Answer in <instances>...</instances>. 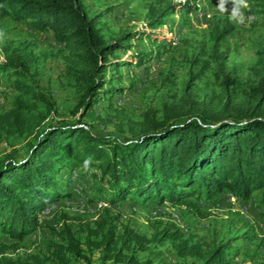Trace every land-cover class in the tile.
<instances>
[{"label": "trees", "instance_id": "16d2710c", "mask_svg": "<svg viewBox=\"0 0 264 264\" xmlns=\"http://www.w3.org/2000/svg\"><path fill=\"white\" fill-rule=\"evenodd\" d=\"M249 1L264 15V0ZM195 9L188 1L166 8L150 5L147 28L106 36L102 19L108 9L90 11L86 0H0L3 15L26 21L37 31H51L54 41L74 58V108L79 112L75 122L55 121L56 99L30 73L33 53L4 51L0 71L12 78L16 95L10 108L0 112V138L9 139L12 146L23 138L31 140L23 151L12 148L0 159V264H32L15 253L42 227V213L48 209L59 236L47 258L50 264H70L69 255L81 256L82 245L98 249L102 263L144 264L137 252L152 241H169L187 264H231L236 237L193 240L176 224L167 223L149 238L117 222L119 217L106 206L93 224H85L81 237L69 222L80 217L64 210L74 197L73 186L88 178L92 184L84 195L89 205L98 200L110 206L170 203L188 214H201L202 199L216 202L226 192L248 200L259 192L257 206L264 217V48L251 67V82L225 72L224 55L217 47L235 31L229 18L217 19L209 33L219 93L200 96L193 90L194 82L210 68L208 60L194 56L180 93L158 106L147 105L135 127H128V137L96 133L84 120L101 97L108 106L116 105L125 90L113 84L122 79L121 68H138L160 56L165 44L158 42L154 29L167 23V15L179 11L185 20ZM146 39L151 47L139 50L136 43ZM102 122L125 132L124 118L115 121L108 115ZM30 257L34 264H46L37 255Z\"/></svg>", "mask_w": 264, "mask_h": 264}, {"label": "rangeland", "instance_id": "374dc122", "mask_svg": "<svg viewBox=\"0 0 264 264\" xmlns=\"http://www.w3.org/2000/svg\"><path fill=\"white\" fill-rule=\"evenodd\" d=\"M196 9L184 20V15L175 11L167 15V23L154 29L159 41L165 44L159 57L138 68H121L122 79L114 81L115 86H124V93L118 95L116 105L108 106L106 98H100L85 116V122L99 134H114L120 138L129 136V126L135 127L140 120V114L147 105L158 106L162 99L178 94L183 89L189 69V61L195 56L199 60H208L210 68L194 82L193 90L200 96L219 93V85L213 74L215 62L210 56L212 40L210 29L220 18H229L217 10L218 0H183ZM177 0H86L90 11L97 8L108 9L102 21L105 22L104 34H115L120 30H135L146 27L149 6L166 8L170 4H180ZM249 8L244 9L246 22L236 23L235 31L218 47L217 52L224 55V71L236 80L249 81L254 79L251 67L255 66L259 51L264 48V15L260 8L247 0ZM230 10V9H229ZM0 61L4 51L11 48L27 49L33 53L34 61L30 70L31 75L40 86L51 92L56 99L57 116L54 120L75 122L79 112L75 111L78 92L73 77L76 61L61 45L56 43L51 31H37L26 21H16L0 12ZM164 41V42H163ZM136 42V41H135ZM157 42V43H158ZM139 50L151 47L149 40L136 43ZM156 45V44H154ZM156 51V49H155ZM120 54V52H118ZM127 54H131L128 51ZM194 68V67H193ZM196 69V68H194ZM193 69V70H194ZM9 77L0 71V112L10 108V103L16 91L10 85ZM133 81L132 86L130 83ZM108 115L114 116L115 121L123 119L127 122L125 132H120L113 124L102 122ZM131 121L132 123H129ZM29 138H23L10 145V140L0 138V159L12 148L23 151ZM76 169L72 177L77 176ZM92 184L88 178L78 180L72 190L75 193L70 201L65 203V211L72 216L78 215L80 220L71 219L73 230L79 231L84 237L83 228L86 223L93 224L101 208L110 209L118 216L119 223L129 226L151 238L167 223L176 224L184 230L185 236L203 242H217L229 237L237 241L231 249V264H264V231L261 223L264 220L259 213L257 199L259 192H254L250 199L243 200L226 192V201H201V214H188L179 207L165 203L163 206H140L131 202L121 206H110L98 200L96 204H87L84 189ZM92 194V191L89 192ZM105 203V204H103ZM43 217V218H42ZM42 227L21 243L15 254L23 256L34 264L30 255H37L46 264L52 256V243L59 240L58 232L52 229V210L42 213ZM120 229V227L118 228ZM7 241L10 239L7 238ZM82 255H69L70 264H125L124 262L102 263L98 249L89 250L82 245ZM14 254V255H15ZM137 257L144 264H187L172 250L169 241L148 244L146 250H139Z\"/></svg>", "mask_w": 264, "mask_h": 264}, {"label": "clouds", "instance_id": "9594fccd", "mask_svg": "<svg viewBox=\"0 0 264 264\" xmlns=\"http://www.w3.org/2000/svg\"><path fill=\"white\" fill-rule=\"evenodd\" d=\"M177 2H183V0H177ZM231 5L229 10L228 5ZM217 10L222 14H228L229 19L239 24L246 22L244 9L249 8L247 0H218L216 4ZM2 36V33H0Z\"/></svg>", "mask_w": 264, "mask_h": 264}, {"label": "crops", "instance_id": "0c3cea01", "mask_svg": "<svg viewBox=\"0 0 264 264\" xmlns=\"http://www.w3.org/2000/svg\"><path fill=\"white\" fill-rule=\"evenodd\" d=\"M217 201L218 202L226 201L225 194H220V198Z\"/></svg>", "mask_w": 264, "mask_h": 264}, {"label": "built area", "instance_id": "2783aa9c", "mask_svg": "<svg viewBox=\"0 0 264 264\" xmlns=\"http://www.w3.org/2000/svg\"><path fill=\"white\" fill-rule=\"evenodd\" d=\"M228 7H229V9H230V8H231V5L229 4ZM230 197H232V196H230ZM101 206H107V205H101ZM261 227H262V230L264 231V220H263L262 223H261ZM263 233H264V232H263Z\"/></svg>", "mask_w": 264, "mask_h": 264}, {"label": "bare ground", "instance_id": "6f19581e", "mask_svg": "<svg viewBox=\"0 0 264 264\" xmlns=\"http://www.w3.org/2000/svg\"><path fill=\"white\" fill-rule=\"evenodd\" d=\"M103 204H105V203H103Z\"/></svg>", "mask_w": 264, "mask_h": 264}]
</instances>
